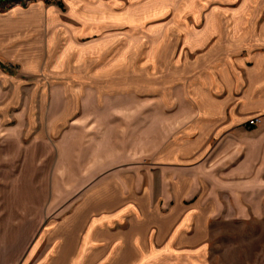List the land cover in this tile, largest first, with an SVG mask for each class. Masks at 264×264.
I'll return each instance as SVG.
<instances>
[{"label":"rangeland","instance_id":"obj_1","mask_svg":"<svg viewBox=\"0 0 264 264\" xmlns=\"http://www.w3.org/2000/svg\"><path fill=\"white\" fill-rule=\"evenodd\" d=\"M34 1L44 0L0 5V264L33 262L34 242L93 181L80 174L70 177L82 140L93 133L82 128L87 107L123 108L124 116L139 110L142 140L153 123L154 108H180L187 122H198L199 112L188 96H205L193 93V88L202 89L214 71L226 70L225 60L246 63L264 55L248 50L242 40V29L257 21L244 19V12L264 10V0L127 3L121 28L77 40L46 31L44 21L33 24L26 8ZM233 24L239 32L232 33ZM210 28L214 33L205 39ZM104 38L106 50L85 52ZM255 38L251 36L252 48L254 42L259 46ZM71 42L76 50L70 49ZM216 80L223 79L218 75ZM95 90L105 94L86 98ZM202 117L206 116L200 114V122H211ZM216 159L209 153L203 164L214 190L218 176L223 177L230 165L225 158ZM253 167L251 186L257 176ZM70 190L74 193L67 195ZM222 193L199 256L154 259L149 264H264V217L255 210L245 217L233 211L234 206H264V194ZM56 199L59 206H46Z\"/></svg>","mask_w":264,"mask_h":264},{"label":"crops","instance_id":"obj_2","mask_svg":"<svg viewBox=\"0 0 264 264\" xmlns=\"http://www.w3.org/2000/svg\"><path fill=\"white\" fill-rule=\"evenodd\" d=\"M172 1L176 0H44L26 9L33 24L44 21L46 31L77 40L121 28L126 18L123 4ZM243 18L257 20L242 29L246 48L264 52V10L244 12ZM231 31L239 32L238 26L233 24ZM210 33L212 28L204 38ZM251 36H256L259 46L254 42L252 48ZM107 40L85 52L106 50ZM71 44L70 49L76 50L77 45ZM224 62L227 69L214 71L207 86L193 88V93L205 98L191 100L187 95L199 112L198 122H187L180 108H154L153 123L139 140V110L124 116L123 108L87 107L90 111L82 128L93 133L82 140L73 162L77 168L72 167L70 177L80 174L93 181L34 242L30 264H149L154 259L195 258L204 250L210 217L218 211L222 192L227 196L264 194V55L252 62ZM218 75L222 83L217 82ZM102 93L95 90L86 98L97 99ZM200 114L211 122H200ZM246 116H259V124L247 126ZM209 153L217 155V162L221 158L230 162L224 176H218L216 190L204 173ZM252 167L257 172L256 190L250 181ZM70 191L67 195L74 193ZM54 192L52 188L51 198ZM57 199L46 206H59ZM234 208L242 217L253 210L264 217V206Z\"/></svg>","mask_w":264,"mask_h":264},{"label":"built area","instance_id":"obj_3","mask_svg":"<svg viewBox=\"0 0 264 264\" xmlns=\"http://www.w3.org/2000/svg\"><path fill=\"white\" fill-rule=\"evenodd\" d=\"M259 122H260V117L259 116H253L246 123H247V126L253 127V126H257L259 124Z\"/></svg>","mask_w":264,"mask_h":264},{"label":"trees","instance_id":"obj_4","mask_svg":"<svg viewBox=\"0 0 264 264\" xmlns=\"http://www.w3.org/2000/svg\"><path fill=\"white\" fill-rule=\"evenodd\" d=\"M19 1H21V0H0V5H2V4H6V6H8V4L9 3H15V2H19ZM45 1H48V0H45Z\"/></svg>","mask_w":264,"mask_h":264}]
</instances>
